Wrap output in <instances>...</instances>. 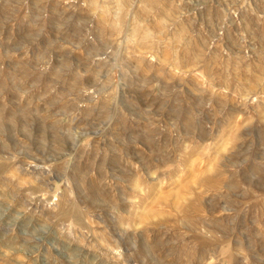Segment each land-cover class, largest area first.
Instances as JSON below:
<instances>
[{
	"label": "rangeland",
	"instance_id": "1",
	"mask_svg": "<svg viewBox=\"0 0 264 264\" xmlns=\"http://www.w3.org/2000/svg\"><path fill=\"white\" fill-rule=\"evenodd\" d=\"M0 264H264V0H0Z\"/></svg>",
	"mask_w": 264,
	"mask_h": 264
}]
</instances>
